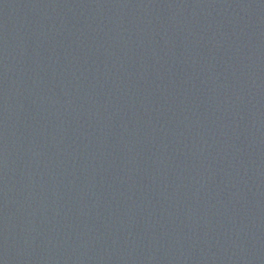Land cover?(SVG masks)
Here are the masks:
<instances>
[{"label":"water","instance_id":"1","mask_svg":"<svg viewBox=\"0 0 264 264\" xmlns=\"http://www.w3.org/2000/svg\"><path fill=\"white\" fill-rule=\"evenodd\" d=\"M0 264H264V0H0Z\"/></svg>","mask_w":264,"mask_h":264}]
</instances>
